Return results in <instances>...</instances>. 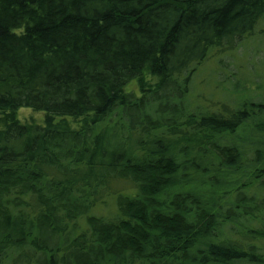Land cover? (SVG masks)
<instances>
[{
  "label": "trees",
  "instance_id": "16d2710c",
  "mask_svg": "<svg viewBox=\"0 0 264 264\" xmlns=\"http://www.w3.org/2000/svg\"><path fill=\"white\" fill-rule=\"evenodd\" d=\"M261 23L264 0H0V264H264V99H187Z\"/></svg>",
  "mask_w": 264,
  "mask_h": 264
},
{
  "label": "rangeland",
  "instance_id": "374dc122",
  "mask_svg": "<svg viewBox=\"0 0 264 264\" xmlns=\"http://www.w3.org/2000/svg\"><path fill=\"white\" fill-rule=\"evenodd\" d=\"M264 23L252 36L228 52H215L192 78L188 100L191 108L230 107L253 99H264ZM264 103V102H263ZM231 108V107H230ZM30 110L21 109L20 119ZM42 116V114H38ZM246 133V132H245ZM248 132L245 137H248ZM244 137V138H245ZM111 203V200H109ZM112 204V203H111Z\"/></svg>",
  "mask_w": 264,
  "mask_h": 264
}]
</instances>
